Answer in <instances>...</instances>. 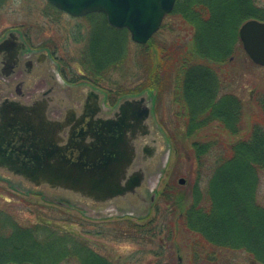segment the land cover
I'll use <instances>...</instances> for the list:
<instances>
[{
  "label": "trees",
  "instance_id": "trees-1",
  "mask_svg": "<svg viewBox=\"0 0 264 264\" xmlns=\"http://www.w3.org/2000/svg\"><path fill=\"white\" fill-rule=\"evenodd\" d=\"M95 15L106 23L104 31L113 30L116 37L110 41L92 30L93 39L85 48L94 64L90 78L102 88L108 86L110 96L116 97L164 88L159 78L162 73L170 77L172 66L169 64L177 61L170 54L162 53L158 65L153 66L149 48L157 34L147 44H138L144 63L136 77L128 73L129 68L124 71L129 63L126 53L129 31L111 27L102 13L88 17ZM171 18L187 24L191 33L190 44L183 50L186 55L174 70L181 98L187 108L189 105L186 117L191 121L186 126V134L190 136L217 124L229 135L226 140L210 141L212 144L206 141L193 144L200 166L205 165L202 158L212 149L216 148L218 154L205 188L201 189L197 180L187 206H175L180 209V222L195 239L188 245L192 246L193 264H235L228 254L237 252H246L253 262L264 264V204L257 196L260 173L264 170V92L254 95L252 100L259 110L258 119L247 123L243 101L226 90L224 81L226 69L242 47L240 27L251 19L264 21V7L256 0H177L161 28ZM119 69L125 73L122 78L115 76ZM165 190L156 191L157 204L177 197V192L169 194ZM3 214L0 210V264H69L73 258L78 264H109L92 249L86 237L69 230L55 233L58 231L44 220L21 226ZM156 221L153 219L145 225L128 220L110 224L127 226L122 230L114 228L117 238L152 244L158 235L166 231L170 237L173 231L165 225L155 226ZM103 227L95 233H106ZM168 241L153 251L157 259L167 253Z\"/></svg>",
  "mask_w": 264,
  "mask_h": 264
},
{
  "label": "rangeland",
  "instance_id": "rangeland-1",
  "mask_svg": "<svg viewBox=\"0 0 264 264\" xmlns=\"http://www.w3.org/2000/svg\"><path fill=\"white\" fill-rule=\"evenodd\" d=\"M256 2L264 7V0H256ZM21 25H25L24 32L33 36V47L48 46L55 51L68 79L80 80L84 76L94 85L95 83L98 85L89 76L94 64L85 49L93 39L91 32L94 30L99 37L104 36L110 41L116 37L113 30L106 28L104 31L106 23L101 16L70 17L53 9L47 0H2L0 2V37L8 31L9 27ZM30 25L35 27L31 29V32L28 31ZM186 25L173 18L166 20L164 27L152 39L149 48L154 67L158 65L162 53L170 54V57L177 62L171 61L169 64L172 66L170 77L167 78L162 73L159 78L165 86L161 90H154V93H157V103L153 115L148 116L138 125L134 138L130 133L128 134L136 149V157L127 170V177L135 172L144 175L141 184L133 192L125 194L127 199L134 203V208L132 205L98 204L72 192L73 195L70 196L62 190L50 188L49 185L39 187L15 175L12 171L0 167V210L4 213L3 216L21 226H32L44 220L53 230L58 231L55 233L61 234L62 231L69 230L82 238L86 237L92 249L106 258L109 264H158V262L160 264H193L192 246L188 245L194 237L180 222L178 208L187 206L191 201L197 180H199V187L205 188L208 175L213 170L214 157L218 154L216 148L212 149L208 156L202 158L205 165L200 166L193 144L204 141L212 144L213 142L210 141H217L218 138L226 140L229 139V135L217 124H212L190 136L186 134V126L191 121L186 117V113L189 114V105L187 108L181 98L177 87L176 71H174L178 62L186 55L183 50L190 44V27ZM141 52V48L129 34L126 39L129 63H126L124 71L129 68L128 73H133L137 77L139 71L143 70L141 64L144 63V57H141ZM134 68L136 70L132 72ZM226 70L227 73L224 76L228 86L226 90L233 92L243 101L244 122L250 123L257 120L259 110L252 100L254 95L264 92V67L254 64L242 46L238 48L237 57ZM117 71L116 77L125 76L124 71L120 69ZM107 87L103 85V88L109 92ZM83 90H85L84 87ZM149 91L152 90H144L141 94ZM108 92L111 105H117L123 97L127 96H110ZM101 95L103 96L102 93ZM77 105L78 103L74 102L72 107L80 114L81 107L77 108ZM52 109L49 108L46 112L49 119L54 118L51 114ZM102 109L99 117L112 116L111 110L105 107ZM143 130L146 131L145 134L142 133ZM144 146H148L153 152L147 160L142 159ZM151 161L155 163V167L150 171L145 165L150 164ZM181 179L185 180L183 184L180 183ZM158 190H165L169 194L177 192V197L175 200L157 204L154 196ZM257 196L258 201L264 204V170L260 173ZM60 201L64 203L61 204ZM180 203H182L181 206H179ZM153 219L157 220L154 223L155 226L165 225L166 228L173 230L172 234H169L171 238L167 235L170 232L165 231L162 235H158L152 244L138 243L126 237H115L114 228L121 229L122 226L110 224L128 220L145 225ZM100 226H104L102 229L106 233H95ZM125 228L127 226H123L122 229ZM168 238L171 240L168 241ZM167 241L170 242L167 253L161 259H157L153 251H157L160 245ZM228 256L234 259L235 264H258L253 262L246 252L229 253ZM78 263L75 258L69 262V264Z\"/></svg>",
  "mask_w": 264,
  "mask_h": 264
},
{
  "label": "flooded vegetation",
  "instance_id": "flooded-vegetation-1",
  "mask_svg": "<svg viewBox=\"0 0 264 264\" xmlns=\"http://www.w3.org/2000/svg\"><path fill=\"white\" fill-rule=\"evenodd\" d=\"M51 7L57 9L53 5ZM23 26L25 25L11 26L0 37V150L7 151L6 154L5 152L1 154L2 157H11L18 161L12 166L0 161V167L9 170L40 167L34 158L40 140V135L36 133L41 127L44 130L51 129L55 122L64 125L65 147L68 148V154L82 155L85 161L95 154L114 156L120 154L121 148L116 141L125 132L136 133L138 125L153 115L157 93L149 91L141 95L125 96L117 105H111L106 89L94 85L84 76L80 80L68 79L55 51L48 46L33 47L34 38L30 33L23 31ZM34 28L30 25L28 31L31 32ZM38 31L40 33V30ZM138 99L141 100V105L137 104ZM74 102L78 103L77 108L81 107L80 114L73 109ZM104 107L112 111V116L99 117ZM145 107L147 111L143 109ZM18 108L22 109L20 113L17 112ZM49 108H53L51 111L53 119L46 117L45 111ZM142 133L145 134L146 131L143 130ZM55 138L57 136L50 133L48 145H52L54 141V145L58 144ZM142 152L144 160L153 155L148 146H144ZM122 154L124 156L125 152ZM26 158L33 159L32 167L26 163ZM130 167L131 164L127 169ZM145 167L151 171L155 163L151 161ZM137 173L140 172L130 176L131 180ZM64 193L73 195L71 192ZM86 196L98 204L109 203L116 206L134 204L125 194L111 198Z\"/></svg>",
  "mask_w": 264,
  "mask_h": 264
},
{
  "label": "water",
  "instance_id": "water-1",
  "mask_svg": "<svg viewBox=\"0 0 264 264\" xmlns=\"http://www.w3.org/2000/svg\"><path fill=\"white\" fill-rule=\"evenodd\" d=\"M47 1L59 10L74 17L103 13L106 15L109 25L117 29H128L131 39L141 45L147 44L160 30L165 17L172 13L177 2V0ZM239 37L250 60L254 64L264 67V21L251 19L245 22L240 27ZM141 103V100L138 99L137 104L141 105ZM143 109L147 111V107ZM21 110V108H18L17 112L20 113ZM53 126L51 129L46 128L47 130L41 127L39 132L36 133V135H40V140L39 143L37 142L38 151L34 158L37 160V166L40 167H32L34 164V162L32 164L33 159L26 158V163L32 168L18 169V173L30 182L38 185L43 183L55 184L61 188L96 198L123 196V194L134 191L141 184L144 178L142 173L135 174L133 180L130 176L127 177V167L134 162L136 157V149L128 134L130 133L134 138L135 133L125 132L116 141L121 148H119L121 153L117 156L113 154H95L85 161L82 155L68 154V148L65 147L66 140L62 133L64 131L63 123L55 122ZM50 133L57 136L55 139L58 140V144L54 145V141L52 145H48ZM3 152L6 154L7 151L0 150V161L4 164L12 166L18 162L11 157H2ZM123 152H125V158ZM117 168L118 171H116ZM184 182V179L180 180L181 184Z\"/></svg>",
  "mask_w": 264,
  "mask_h": 264
}]
</instances>
